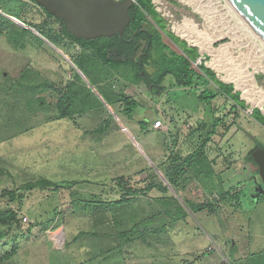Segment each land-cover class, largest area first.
<instances>
[{
  "label": "rangeland",
  "instance_id": "374dc122",
  "mask_svg": "<svg viewBox=\"0 0 264 264\" xmlns=\"http://www.w3.org/2000/svg\"><path fill=\"white\" fill-rule=\"evenodd\" d=\"M13 2L0 0L1 12L8 15ZM152 3L165 21V31L196 48V62L201 61L219 80L232 84L233 93L240 92L248 108L240 110L235 120L234 112L238 109L229 114L234 100L220 95L207 104L198 99L203 91L200 81L194 85L200 87L194 94L168 75L160 94L152 93L144 83L129 86L128 94L141 105L134 119L127 118L123 104L110 106L102 98L106 108L100 114L84 116L79 125L83 132L74 139L75 124L70 119L51 120L54 112L40 109L31 89L42 90L33 86H40L45 80L65 86L81 70L62 47L52 42L41 44L29 36L23 47H15L0 33V208L15 209L22 219L21 229H0L10 237L30 230L16 241L19 251L14 263L254 264V259L264 262V193H257L253 166L245 160L253 145L247 133L264 144V127L253 117L254 109L264 115V42L227 0ZM33 8L28 15L39 22L45 16L40 8ZM185 23L188 31L180 32L177 27ZM4 26L6 30L11 28L7 22ZM69 49L71 54L77 50ZM26 67L38 76L36 81L21 79ZM152 70L147 67V71ZM239 84H252L257 89L247 91ZM123 85L121 79H115L116 90ZM44 95L51 101L50 90ZM156 112L160 114L157 120L163 124L160 131H154L158 129L154 126ZM212 112L219 118L226 115V124L235 122L225 135L222 129L205 149V166L209 168V160L216 158L220 179L212 181L208 175L196 178V167H192L184 178H194L172 186L164 174L171 156L177 152L186 156L201 146L199 135L204 139L206 130L192 135L190 132L201 122L210 127ZM110 115L127 133L117 135L113 130L101 136L90 132ZM144 115L155 120L153 129L148 130L153 132L141 134L135 130L139 127L137 119ZM153 167L167 190L153 191L121 207L100 205L117 201L124 193L114 183L115 178L124 175L131 182L141 183L154 172ZM39 178L58 184H78L71 188L63 186L58 192L52 188L35 189L26 192L21 202L10 201L7 191H18L22 184ZM228 189L232 193L242 192L221 202L214 212L198 207L219 200L222 190ZM159 212L149 227L165 225L163 232L141 236L140 230H136L131 242L119 238V231H129L134 223Z\"/></svg>",
  "mask_w": 264,
  "mask_h": 264
},
{
  "label": "trees",
  "instance_id": "16d2710c",
  "mask_svg": "<svg viewBox=\"0 0 264 264\" xmlns=\"http://www.w3.org/2000/svg\"><path fill=\"white\" fill-rule=\"evenodd\" d=\"M13 1H15V4L13 2V5L9 7L10 12L6 13L24 24L35 28L42 36L56 46L62 47L86 77L85 80L76 72L74 77L65 86L56 85L47 80L41 82L40 86H33L43 88L42 90L32 88L31 91L33 97H36L40 109L54 112L51 120L74 118L76 115H81L91 110L103 109L104 104L94 94L91 86L100 92L109 105L123 104L126 115L134 119L141 105L133 96L128 94L127 90L129 86L144 83L152 93L160 94L163 90L161 84L168 75L172 76L179 86L189 88L188 91L194 94L200 88L198 85H194L197 81H200L203 91L199 94L198 99L207 104H211L220 95L234 100L235 104L229 111V114L233 113L234 109H238V112H234L235 120L239 116L240 110L248 108L246 102L241 99L240 92L233 93L235 89L232 84L219 80L215 72L203 63L198 66L194 64L199 57L198 50L190 47L174 33L165 31V21L155 9L152 0H137L136 4L129 11L131 23L122 35L116 34L112 37H100L91 40L76 38L67 30L62 19L49 13L35 0ZM6 2H10V0H6ZM33 6L40 8L45 16L41 17L39 22L28 15L31 9H35ZM0 20V33L4 34L7 40L15 47H23L26 37L29 36L37 42L44 44V41L34 34L32 30L17 25L1 13ZM4 22L10 24V30L5 29ZM69 47H76V52L71 54ZM147 67H151L153 70L147 71ZM37 77L29 67H26L21 79L36 81ZM115 79H121L124 83L118 90L114 88ZM208 83L209 86H207ZM48 90L52 93L50 97L51 101H48L44 95ZM214 114L213 112L211 113L212 121L210 127L206 123L201 122L197 129H193L190 132L192 135L199 130H206V137L204 139L202 138V134L199 135L200 141L202 140L200 147H197L186 156H183L179 152L171 156V163L167 166L164 174L172 186L177 185L178 179L182 180V184H184L187 180L194 178L193 175L184 178L192 167H196V174H194L196 178H205L208 175L212 181L214 178L220 179V173L216 171V158L209 160V168L205 166L207 159L205 149L215 136L220 135L222 129L225 135L235 122L226 124V115L223 118H219ZM159 116L160 114L156 112L154 118ZM253 117L264 127V115L259 109H254ZM112 119V115H110L107 120L101 122L94 132L98 134L105 133L110 127ZM152 119L148 115H144L137 120L140 127L145 129ZM245 160L253 166L252 173L254 176H259V167L250 154L245 156ZM114 183L119 189L124 191L121 198L112 203L102 202L100 205L104 207H121L129 205L140 196H148L153 191L167 190V186L162 180H159L155 171L148 174V177L141 183L140 181L137 183L131 182L126 176L115 178ZM77 184V182L58 184L47 178H39L22 184L18 191H7V195L10 201L21 202L26 192L35 189L52 188L58 192L63 186L71 188ZM212 184L215 186V181ZM231 190H222V196L219 200L207 201L205 204L198 205V207H205L210 212L216 211L217 208H220L221 202L234 199L238 193L242 192L240 190L237 193H232ZM18 214V211L13 208H0V227H7L8 229L21 227L22 219H19ZM157 215L159 216L160 212L134 223L129 231H119V238L126 242H131V235L136 230H140L141 236L163 232L166 229L165 225H162V227H149V224L153 222ZM29 233L30 230L28 229V231L14 233L15 235L10 237L7 231L0 229V264H16L13 261L19 251V245L16 241H18V237ZM90 235L95 236L96 233ZM223 264H227V262H223ZM254 264H264V262L254 259Z\"/></svg>",
  "mask_w": 264,
  "mask_h": 264
},
{
  "label": "water",
  "instance_id": "95a60500",
  "mask_svg": "<svg viewBox=\"0 0 264 264\" xmlns=\"http://www.w3.org/2000/svg\"><path fill=\"white\" fill-rule=\"evenodd\" d=\"M49 13L62 19L67 30L80 39H97L122 35L131 23L130 9L137 0H35ZM239 13L244 21L264 41V0H227ZM0 13L1 10H0ZM14 22L33 31L43 41H50L42 36L35 28L24 24L15 17L6 15ZM198 65V62H196ZM78 73L86 80L81 71ZM101 98V97H100ZM102 99V98H101ZM103 100V99H102ZM251 139L255 137L247 133ZM253 157L259 167L262 184L256 189L264 193V149H252ZM251 152V151H250ZM258 154L262 155L258 156Z\"/></svg>",
  "mask_w": 264,
  "mask_h": 264
},
{
  "label": "crops",
  "instance_id": "0c3cea01",
  "mask_svg": "<svg viewBox=\"0 0 264 264\" xmlns=\"http://www.w3.org/2000/svg\"><path fill=\"white\" fill-rule=\"evenodd\" d=\"M91 89H92V91L94 92V94L96 95V96H98V98L101 100V102L104 104V101L101 99V98H103V96L100 94V92L96 89V88H94V87H91ZM96 90V91H95ZM101 97V98H100ZM104 99V98H103ZM109 105V104H108ZM111 106V105H110ZM112 106H115V105H112ZM106 108V106H105V104H104V108L103 109H105ZM102 109V110H103ZM100 110L101 109H95V110H91V111H88V112H85L84 114H81V115H76L74 118H65V119H70L74 124H75V128H74V139H76V138H78V135L80 134V132H83L82 131V129H80V124H82V120H83V117L84 116H86L87 114H94V113H97L98 112V114H100ZM109 118V116L107 117V118H105V119H103L102 121H104V120H107ZM127 118H129V117H127ZM130 120H131V118H129ZM152 119V118H151ZM62 120V119H61ZM114 120V121H113ZM117 120V119H116ZM155 120H157V118L155 119ZM155 120H152L149 124H148V126L145 128V129H142L141 127H140V125H139V127L137 126V127H135V130H139L140 132L139 133H141V134H147V133H149V132H153V130L152 131H149L148 132V130H150V129H153V122L155 121ZM121 121L123 122V123H125L124 122V120H123V117H121ZM138 122V121H137ZM152 124V125H151ZM126 125V124H125ZM124 125V126H125ZM149 125H151L152 127H149ZM83 126V125H82ZM81 126V127H82ZM99 127V126H98ZM97 127V128H98ZM122 127V130L120 129ZM127 127V126H126ZM97 128H95L94 130H92V131H90L91 133H93V134H97L96 132H94ZM116 128H118V129H116ZM128 128V127H127ZM116 129V130H115ZM86 130V129H85ZM114 130V134H116L117 133V135H120V134H122V133H127L126 131L127 130H124L123 129V126H122V124H120V123H117V125L115 124V119H112L111 120V125H110V127L108 128V130L105 132V133H103V134H98V135H101V136H104V135H109V134H111V132ZM128 131H130L129 130V128H128ZM154 131H160L159 129H156V130H154ZM86 132H88V131H86ZM131 133V132H130ZM65 134H66V132H65ZM67 135H68V133H67ZM67 135H65V137H67ZM146 136V135H145ZM132 138V137H131ZM159 161H161V158H159ZM161 165H162V162H160V166H157L158 168H161ZM125 167H128V165L126 164V166ZM145 167V166H144ZM154 169V167L152 168V170ZM145 170V169H144ZM143 170V171H144ZM154 171V170H153ZM121 176H124V175H121ZM147 178V177H146ZM145 178V179H146ZM144 179V180H145ZM179 179L177 180V185H179ZM181 183V182H180ZM183 185V184H182ZM179 187V189H182V187H180V186H178Z\"/></svg>",
  "mask_w": 264,
  "mask_h": 264
},
{
  "label": "flooded vegetation",
  "instance_id": "af4514ba",
  "mask_svg": "<svg viewBox=\"0 0 264 264\" xmlns=\"http://www.w3.org/2000/svg\"><path fill=\"white\" fill-rule=\"evenodd\" d=\"M207 86H209V83L207 84ZM252 141H253V145H252V147H250V149H249V152H248V154H250L251 155V157L254 159V161H255V158L253 157V152H254V150L252 151V149H254V148H261V149H264V144H262V143H260L257 139H252ZM251 151V152H250ZM258 156H261L260 158H262V155L261 154H258ZM256 162V161H255ZM257 164V163H256ZM258 165V164H257ZM253 182L255 183V186L257 187V188H259V186L262 184V180H261V178H260V176H258V175H256V176H254V180H253ZM256 188V189H257Z\"/></svg>",
  "mask_w": 264,
  "mask_h": 264
},
{
  "label": "bare ground",
  "instance_id": "6f19581e",
  "mask_svg": "<svg viewBox=\"0 0 264 264\" xmlns=\"http://www.w3.org/2000/svg\"><path fill=\"white\" fill-rule=\"evenodd\" d=\"M234 8V7H233ZM238 13V12H237ZM186 23L187 22H189V20H186L185 21ZM186 23L185 24H181V25H179L178 27H177V29L180 31V32H187L188 31V29L186 28L187 27V25H186ZM178 32V31H177ZM262 40V39H261ZM263 41V40H262ZM264 42V41H263ZM263 56V55H262ZM261 56V57H262ZM262 68L264 69V65L262 66ZM250 77V76H249ZM252 82H254V81H252ZM254 84V83H253ZM242 85V89L243 88H246L247 89V91H252V90H254V89H257V87L255 86V85H252V84H239V86H241ZM259 90V89H258ZM263 92V91H262Z\"/></svg>",
  "mask_w": 264,
  "mask_h": 264
},
{
  "label": "built area",
  "instance_id": "2783aa9c",
  "mask_svg": "<svg viewBox=\"0 0 264 264\" xmlns=\"http://www.w3.org/2000/svg\"><path fill=\"white\" fill-rule=\"evenodd\" d=\"M200 63H201V61L198 62V64H200ZM154 126H155V128H158V129L162 128V126H163L162 121L161 120L155 121Z\"/></svg>",
  "mask_w": 264,
  "mask_h": 264
}]
</instances>
